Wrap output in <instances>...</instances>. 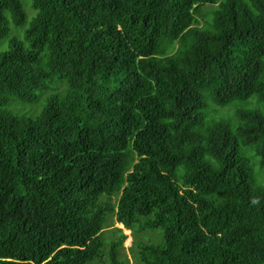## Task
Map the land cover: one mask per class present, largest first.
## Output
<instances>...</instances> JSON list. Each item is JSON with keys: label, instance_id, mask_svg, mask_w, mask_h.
I'll return each instance as SVG.
<instances>
[{"label": "trees", "instance_id": "1", "mask_svg": "<svg viewBox=\"0 0 264 264\" xmlns=\"http://www.w3.org/2000/svg\"><path fill=\"white\" fill-rule=\"evenodd\" d=\"M31 2L0 0V264H264V0Z\"/></svg>", "mask_w": 264, "mask_h": 264}, {"label": "rangeland", "instance_id": "2", "mask_svg": "<svg viewBox=\"0 0 264 264\" xmlns=\"http://www.w3.org/2000/svg\"><path fill=\"white\" fill-rule=\"evenodd\" d=\"M22 3H23V7L25 9V12L27 14V17H28V19H30L33 16V14L36 12L35 9L32 6V2H31V0H22ZM13 29H14V27H13ZM13 32L15 33V31H13ZM24 111L29 112V108H25ZM255 168L258 169L259 168V165L258 164H255ZM260 178H263L261 181H264V172H263V174H261V177H258V180L259 181H260ZM110 223L111 224L113 223V225H112V227H109L108 229H112L113 227H119L126 234V238L124 240L123 247L120 248V252H121V255L122 256L123 255L124 256H127V258L129 259V263H132L133 262V258L131 257V252L132 251H131L130 247L132 245V239L133 238H132L131 231L129 233H127L123 227H121L120 225H118L117 222H114V220H113L112 217L110 218ZM108 231H110V230H108ZM155 231H158V232L161 233V231L159 229L158 230H155ZM110 233L113 234V238H115L117 236V233L116 232H110ZM110 233H107V234H110Z\"/></svg>", "mask_w": 264, "mask_h": 264}, {"label": "bare ground", "instance_id": "3", "mask_svg": "<svg viewBox=\"0 0 264 264\" xmlns=\"http://www.w3.org/2000/svg\"><path fill=\"white\" fill-rule=\"evenodd\" d=\"M118 225H120L121 227H123L127 233H129V232H130V230H129V229H127V228H125V227H124V225H123L122 223H118Z\"/></svg>", "mask_w": 264, "mask_h": 264}]
</instances>
